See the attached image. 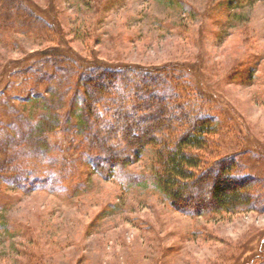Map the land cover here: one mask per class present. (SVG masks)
Here are the masks:
<instances>
[{"label": "rangeland", "instance_id": "1", "mask_svg": "<svg viewBox=\"0 0 264 264\" xmlns=\"http://www.w3.org/2000/svg\"><path fill=\"white\" fill-rule=\"evenodd\" d=\"M61 47L90 64L174 74L214 121L208 158L234 161L253 207L181 212L155 186L153 147L109 177L76 150L78 132L41 133V120L70 110L74 124L80 112L78 97L66 107L82 85ZM17 120L49 150L31 155L24 141L15 161L49 181L1 182L0 264H264V0H0V160Z\"/></svg>", "mask_w": 264, "mask_h": 264}, {"label": "trees", "instance_id": "2", "mask_svg": "<svg viewBox=\"0 0 264 264\" xmlns=\"http://www.w3.org/2000/svg\"><path fill=\"white\" fill-rule=\"evenodd\" d=\"M49 25L60 34L57 22ZM59 51L70 57L80 75L82 89L77 86L76 96L65 104L71 109L78 97L80 112L74 124L70 110L63 115L72 128L64 127L63 118L57 115L51 120H41L42 116L36 115L41 120V133L62 130L72 135L78 132L79 138L72 136L75 140L71 139L78 142L76 150L87 157L97 172L109 177L115 168L136 162L148 146L153 147L155 186L181 212L202 215L253 207L256 199L247 191L251 181L233 175L234 161L208 158L207 151H213L209 146L215 133L214 121L201 116L200 102L185 94L174 74L162 77L155 69L144 67L120 70L77 59L69 48L61 47ZM32 55L22 58L21 64L28 62ZM9 127L18 132L4 145L6 159L0 160V184L4 181L27 190L39 186L38 181L47 184L48 175L39 179L34 176L35 167L28 168L15 161V156L28 147L31 155L47 154L45 136V143L32 147L34 137L21 129L18 120ZM24 141L25 148L21 145Z\"/></svg>", "mask_w": 264, "mask_h": 264}]
</instances>
